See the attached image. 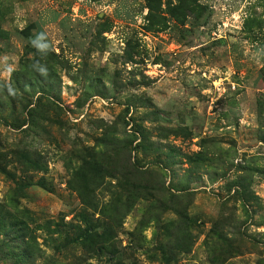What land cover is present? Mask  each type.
I'll return each instance as SVG.
<instances>
[{
    "label": "rangeland",
    "instance_id": "1",
    "mask_svg": "<svg viewBox=\"0 0 264 264\" xmlns=\"http://www.w3.org/2000/svg\"><path fill=\"white\" fill-rule=\"evenodd\" d=\"M0 246L264 264V0H0Z\"/></svg>",
    "mask_w": 264,
    "mask_h": 264
},
{
    "label": "trees",
    "instance_id": "2",
    "mask_svg": "<svg viewBox=\"0 0 264 264\" xmlns=\"http://www.w3.org/2000/svg\"><path fill=\"white\" fill-rule=\"evenodd\" d=\"M220 41H224L222 38L220 39ZM200 160H202V157H199ZM45 228L47 230H50V223L47 221L44 223ZM55 227L53 228V230L48 231V241L49 243L54 247V249H57L58 244L61 247L67 246L68 243L70 242H79L82 239H87L86 237V233H84V231L78 229L79 231L77 232L75 237H72L69 233V231L67 229H62L58 226V224H54ZM12 226V224H11ZM22 234L20 236L21 238V243H18L17 247H20V245L22 244V246L24 247L25 244L28 245L30 248L29 250L26 248V246L21 250L20 253H18L19 256H23V257H32L34 254V248L32 246V244L29 242L30 236L27 235L28 231H30V226L28 223L25 222V226L22 227ZM85 232H88V229H85ZM58 237L60 238V242L57 243V239ZM25 243V244H24ZM0 250L7 255V253L5 252V250L2 249V246H0Z\"/></svg>",
    "mask_w": 264,
    "mask_h": 264
},
{
    "label": "clouds",
    "instance_id": "3",
    "mask_svg": "<svg viewBox=\"0 0 264 264\" xmlns=\"http://www.w3.org/2000/svg\"><path fill=\"white\" fill-rule=\"evenodd\" d=\"M41 35H42V34H41ZM32 43H33V45H34L35 47H37V48L40 49L41 51H43V50H44V47H46V45H38V44H36L35 41H32Z\"/></svg>",
    "mask_w": 264,
    "mask_h": 264
}]
</instances>
